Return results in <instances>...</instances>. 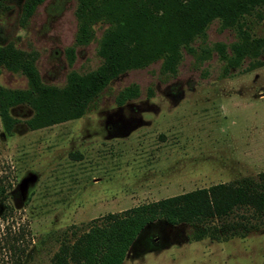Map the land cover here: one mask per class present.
<instances>
[{
  "label": "rangeland",
  "instance_id": "374dc122",
  "mask_svg": "<svg viewBox=\"0 0 264 264\" xmlns=\"http://www.w3.org/2000/svg\"><path fill=\"white\" fill-rule=\"evenodd\" d=\"M22 3L0 0V45L34 53L43 83L62 87L71 71L102 63L107 23L76 45L77 0H44L24 22ZM245 18L264 37V19ZM238 39L214 19L191 50L182 48L175 73L162 70V59L128 69L80 118L31 130L32 109L22 104L10 110L18 120L11 134L0 119V264H52L61 242L138 204L217 183L264 186V49L259 66L249 69L245 59L226 71L214 50ZM0 86L24 89L28 81L0 64ZM129 86L137 95L117 103ZM212 223L218 237L196 239L197 225L156 221L122 264H264V214L236 208Z\"/></svg>",
  "mask_w": 264,
  "mask_h": 264
},
{
  "label": "trees",
  "instance_id": "16d2710c",
  "mask_svg": "<svg viewBox=\"0 0 264 264\" xmlns=\"http://www.w3.org/2000/svg\"><path fill=\"white\" fill-rule=\"evenodd\" d=\"M44 0H23L24 22ZM78 28L76 45H86L93 38V25L107 23L99 41L102 63L93 71H71L62 87L41 81L35 67V54L0 45V64L25 75L28 86L9 89L0 86V119L3 130L11 134L18 120L10 110L25 104L32 109L26 120L29 129L47 127L83 116L89 104L108 83L122 72L142 68L162 59V70L175 73L182 48L203 35L209 23L218 19L221 28H233L239 39L228 47L216 43L214 50L224 62L225 71L249 59L248 68L261 64L264 37H254L246 16L264 19V0H77ZM73 48L68 49L70 60ZM137 87L129 86L117 96L123 104L134 98ZM0 191V198L3 195ZM250 207L264 214V186L249 180L217 183L181 194L135 205L119 214L109 213L92 224L70 243L61 242L52 256V264H122L139 234L156 221L170 225H197L195 238L218 237V225L234 209ZM228 229L229 224L221 225Z\"/></svg>",
  "mask_w": 264,
  "mask_h": 264
}]
</instances>
